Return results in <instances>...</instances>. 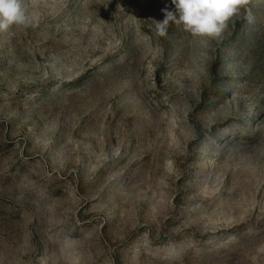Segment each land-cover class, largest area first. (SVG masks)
Returning a JSON list of instances; mask_svg holds the SVG:
<instances>
[{
  "label": "rangeland",
  "instance_id": "rangeland-1",
  "mask_svg": "<svg viewBox=\"0 0 264 264\" xmlns=\"http://www.w3.org/2000/svg\"><path fill=\"white\" fill-rule=\"evenodd\" d=\"M0 32V264H264V0L218 39L171 0H26Z\"/></svg>",
  "mask_w": 264,
  "mask_h": 264
},
{
  "label": "clouds",
  "instance_id": "clouds-1",
  "mask_svg": "<svg viewBox=\"0 0 264 264\" xmlns=\"http://www.w3.org/2000/svg\"><path fill=\"white\" fill-rule=\"evenodd\" d=\"M251 0H171L174 9L165 6L164 18L155 21V34L167 35L170 24L182 26L193 38L218 39L229 22L242 15ZM35 14L26 0H0V32L16 27L29 28Z\"/></svg>",
  "mask_w": 264,
  "mask_h": 264
}]
</instances>
